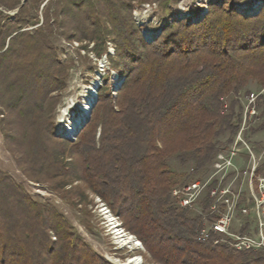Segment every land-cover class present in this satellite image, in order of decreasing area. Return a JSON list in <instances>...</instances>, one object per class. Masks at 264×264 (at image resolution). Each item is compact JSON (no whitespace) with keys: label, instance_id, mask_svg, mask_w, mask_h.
I'll return each mask as SVG.
<instances>
[{"label":"trees","instance_id":"16d2710c","mask_svg":"<svg viewBox=\"0 0 264 264\" xmlns=\"http://www.w3.org/2000/svg\"><path fill=\"white\" fill-rule=\"evenodd\" d=\"M117 10H109L117 21L109 29L108 22L85 15L91 21L86 38L97 56L108 39L115 43L117 53L108 57L109 63L122 65L125 80L116 97L105 94L106 87L99 90L93 116L74 142L54 136V122L42 115L46 98L67 84V66L57 61L51 41L55 10L51 17L45 10L43 22L33 30L22 25L37 24V17L12 30L16 33L6 48L3 38L5 107L24 115L32 129L23 130L28 150L18 165L27 178L48 182L84 214H89L88 192L96 194L154 263L264 264V255L256 250L202 240L203 216L180 207L171 196L176 185L207 170L223 135L228 134L226 142L232 140L242 119V106L233 97L250 82L264 87V8L242 17L212 6L197 23H173L152 43L143 41L136 25L119 24ZM11 34L5 31L4 36ZM58 98L52 99L56 103ZM171 156L182 165L192 161L189 173L172 170ZM0 196V264H112L76 233L63 213L32 198L3 172ZM209 203L205 195L203 213Z\"/></svg>","mask_w":264,"mask_h":264},{"label":"rangeland","instance_id":"374dc122","mask_svg":"<svg viewBox=\"0 0 264 264\" xmlns=\"http://www.w3.org/2000/svg\"><path fill=\"white\" fill-rule=\"evenodd\" d=\"M22 1L0 0V43L5 37L6 48L10 37L16 33H13L12 30L17 29L20 24L29 18L37 17L39 19L37 24L24 23L22 25V29L33 30L43 22L45 10L50 17L53 10H55L57 17H54L56 21L55 23L53 22L51 41L56 49L57 61L67 66V84L62 91L59 93L53 92L50 97L46 98L42 115L54 122V136L62 139L65 138L55 135V131L60 130L62 125L69 123V120L65 121L74 112H79V106L83 103V95L87 87L96 81L98 101V93L101 88L106 87L107 91L105 94L116 97L125 80L122 65L121 68L112 67L109 63L108 57H114L117 53V47L113 41H108L110 40L108 39L105 44V51L100 56L95 55L92 50L94 43L86 38L89 35V30H91V21H86L85 15H90L92 21H100V24L108 22L107 27L109 29L113 24H117L113 15L109 16V10L116 11L120 8L121 15L119 14L120 16H118L121 19L118 23L122 24L124 22L127 26L136 25L143 41L152 43L162 35L166 27L173 23L181 21H185L186 24L197 23L209 13L212 6L223 7L226 11L233 10L242 17L257 15L264 8V0H25L23 4L26 3V6L23 8L22 13L17 16L20 5H23ZM241 3H257L259 8L257 11L250 13V16H246L245 13L239 11V4ZM128 6H130L129 9ZM52 20L50 19V23ZM5 31L12 34L4 36ZM147 32L151 33V37L147 35ZM82 46H86L87 49L82 48ZM1 53L2 50H0ZM263 88L255 82H250L246 89L240 90V93H238V97H241V99L236 96L233 98H236L240 105L243 106L247 91L249 93H258ZM58 95L59 98L55 103L52 98ZM260 96H263V94L259 95L257 100L259 114L257 118L250 119L248 127L245 129L249 141L258 148H261L264 143V128H260L264 122V97L261 98ZM7 97L8 87L6 86V80L0 74V172L9 174L25 188L32 198L40 202L49 203L63 213L71 222L76 233L90 244L95 252L112 264H116L118 261L125 262L128 257L133 255L141 257L144 264H157L150 260L141 242L134 235L122 229L120 218L96 194L88 192L91 202L87 205L86 211L89 214H84L79 208L73 207L63 199L59 192L52 191L48 186V182H36L26 177L17 160L21 156L23 157L24 152L28 150L24 141L25 138L22 137L23 130L32 129L28 126V120L23 117L24 115H17L6 109L5 101L8 100ZM228 97L224 98L225 106H227V101L232 98V95ZM97 104L96 102L94 107ZM94 107L89 119L93 116ZM63 111L67 112L69 116L60 121L59 118ZM95 123L97 138L100 122L97 121ZM76 137L74 140L69 141L74 142ZM227 137L228 134H225L220 138L222 141L221 145L227 143ZM168 163L172 170L183 174L189 173L193 165L192 161L182 165L175 156H171L168 159ZM237 164L240 170L248 169L249 164L245 159L239 160ZM242 172L239 180L232 185L233 191L239 192L238 201L240 202L236 206L230 230L239 234L254 233L255 222L253 217H242L238 213L240 203L245 200L246 195H249L248 178ZM78 185L82 186L83 183L79 182ZM202 199L191 208L194 214H200L202 211ZM10 200L9 195H7L6 202ZM112 222L117 223L119 230H123L124 234L127 233L132 237L130 244H125V240L114 233L115 228H113ZM256 252L264 255V249H256Z\"/></svg>","mask_w":264,"mask_h":264},{"label":"built area","instance_id":"2783aa9c","mask_svg":"<svg viewBox=\"0 0 264 264\" xmlns=\"http://www.w3.org/2000/svg\"><path fill=\"white\" fill-rule=\"evenodd\" d=\"M262 94L264 88L258 93L250 92L245 96L238 129L230 142L218 148L207 170L171 190L172 198L180 207L193 208L208 195V209L204 213L200 212L203 216L200 238H213L215 244L226 243L237 251L264 249V143L258 148L249 141L245 130L250 119L257 118L259 114L257 100ZM243 159L248 161V169L240 170L237 163ZM241 171L247 175L249 195L240 203L238 213L242 217H253L254 233L239 234L230 230L236 206L240 202L239 192H234L232 185L239 180Z\"/></svg>","mask_w":264,"mask_h":264},{"label":"bare ground","instance_id":"6f19581e","mask_svg":"<svg viewBox=\"0 0 264 264\" xmlns=\"http://www.w3.org/2000/svg\"><path fill=\"white\" fill-rule=\"evenodd\" d=\"M259 8V5L257 3H251V4H240L239 5V11L246 14V16H250V13H253L257 11ZM147 35H150L151 33L147 32ZM96 81H94L91 86L87 87L85 90V94L83 95V103L79 106V112L73 113L71 116L68 117V119L65 121L69 123L64 124L60 127V134H63L65 136L73 134L74 131H76L77 126L81 123V120L84 118L85 114L88 112L91 102L95 99V93H96ZM82 114V115H81ZM86 117V116H85ZM108 212V210H107ZM114 220V218L112 217ZM113 228H115L114 233L118 235V237H122L123 240H125V244H130L132 242V237L128 235L127 233L124 234L123 230H119L118 224L115 222H112ZM116 264H144L142 260L139 259V256L133 255L131 257H128V260L125 262H116Z\"/></svg>","mask_w":264,"mask_h":264},{"label":"water","instance_id":"95a60500","mask_svg":"<svg viewBox=\"0 0 264 264\" xmlns=\"http://www.w3.org/2000/svg\"><path fill=\"white\" fill-rule=\"evenodd\" d=\"M24 1L25 0H23L22 1V4L24 3ZM251 15V14H250ZM97 102V91H96V95H95V100H93L92 102H91V105H90V107L91 108H89V110H88V112L85 114V116H84V118L81 120V123L77 126V128H76V131H74L73 132V134H71V135H68V136H65V135H63V134H60V132H59V130L58 129H56V130H58V131H55V135H57V136H62V137H64L65 139H68V140H74L75 139V137L77 136V134L79 133V131L83 128V126L86 124V122L89 120V117H90V115H91V111H92V109H93V107H94V105H95V103ZM65 111V110H64ZM62 112L61 113V115H60V121H62V120H64V118H66L67 116H69L68 115V113L67 112ZM67 113V114H66ZM75 113V112H74ZM82 115V114H81ZM139 259L141 260V257H139Z\"/></svg>","mask_w":264,"mask_h":264}]
</instances>
